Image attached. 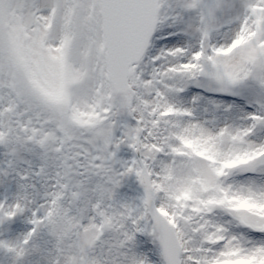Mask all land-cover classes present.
Wrapping results in <instances>:
<instances>
[{
    "label": "snow or ice",
    "instance_id": "obj_1",
    "mask_svg": "<svg viewBox=\"0 0 264 264\" xmlns=\"http://www.w3.org/2000/svg\"><path fill=\"white\" fill-rule=\"evenodd\" d=\"M0 264H264V0H0Z\"/></svg>",
    "mask_w": 264,
    "mask_h": 264
}]
</instances>
